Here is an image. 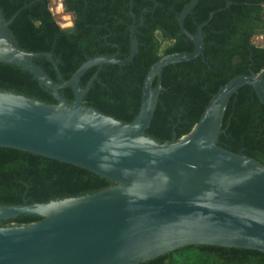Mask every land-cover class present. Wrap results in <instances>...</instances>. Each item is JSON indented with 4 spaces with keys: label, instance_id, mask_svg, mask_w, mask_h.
<instances>
[{
    "label": "water",
    "instance_id": "obj_1",
    "mask_svg": "<svg viewBox=\"0 0 264 264\" xmlns=\"http://www.w3.org/2000/svg\"><path fill=\"white\" fill-rule=\"evenodd\" d=\"M198 2L192 0L179 15L194 51L167 54L150 67L131 122L84 104L99 71L86 86L81 79L91 68L133 59L139 50L133 13L126 58L119 52L93 56L66 79L51 52L27 51L14 40L9 26L28 5L10 20L0 11V62L29 71L58 100L48 103L0 90V146L70 163L114 183L48 202L0 203V220L41 217L0 226V264H141L189 245L264 252V163L218 144L228 103L240 88L253 86L264 104V70L226 82L179 140L164 143L145 133L165 89L164 69L203 54V29L215 11L192 33L185 19ZM41 57L53 63L59 80L34 61ZM67 87L74 92L73 102L60 93Z\"/></svg>",
    "mask_w": 264,
    "mask_h": 264
},
{
    "label": "trees",
    "instance_id": "obj_2",
    "mask_svg": "<svg viewBox=\"0 0 264 264\" xmlns=\"http://www.w3.org/2000/svg\"><path fill=\"white\" fill-rule=\"evenodd\" d=\"M73 25L63 27L51 0H0L6 20L24 8L9 30L19 47L51 52L66 79L93 56L131 51L130 31L136 17L139 50L126 64L91 68L81 79L86 86L97 72L84 104L131 122L139 111L150 67L161 57L193 52L195 45L181 30L179 15L192 0H62ZM204 27L203 54L164 69L159 102L146 135L167 143L189 134L213 95L230 79L264 70V0H199L185 19L186 28ZM75 14V16L73 15ZM55 80L59 75L45 57L34 60ZM157 79L154 81V86ZM0 90L56 103L51 89L29 71L0 62ZM60 93L75 99L71 88ZM218 144L264 163V104L255 89L245 85L230 99ZM114 183L90 170L33 152L0 146V203L31 204L94 193ZM41 220L20 215L0 220V226L26 225ZM141 264H264V252L247 248L189 245Z\"/></svg>",
    "mask_w": 264,
    "mask_h": 264
},
{
    "label": "rangeland",
    "instance_id": "obj_3",
    "mask_svg": "<svg viewBox=\"0 0 264 264\" xmlns=\"http://www.w3.org/2000/svg\"><path fill=\"white\" fill-rule=\"evenodd\" d=\"M51 9L55 13L61 26L68 27L72 25L73 16L64 11L62 0H51Z\"/></svg>",
    "mask_w": 264,
    "mask_h": 264
},
{
    "label": "crops",
    "instance_id": "obj_4",
    "mask_svg": "<svg viewBox=\"0 0 264 264\" xmlns=\"http://www.w3.org/2000/svg\"><path fill=\"white\" fill-rule=\"evenodd\" d=\"M257 41L263 42L264 41V36L257 38Z\"/></svg>",
    "mask_w": 264,
    "mask_h": 264
}]
</instances>
